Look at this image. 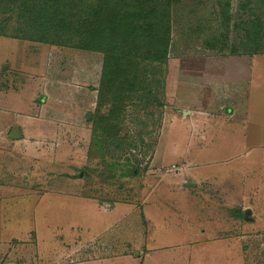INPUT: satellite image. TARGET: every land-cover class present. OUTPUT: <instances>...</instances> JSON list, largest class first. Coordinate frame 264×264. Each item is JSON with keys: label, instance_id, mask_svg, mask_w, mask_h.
Wrapping results in <instances>:
<instances>
[{"label": "rangeland", "instance_id": "rangeland-1", "mask_svg": "<svg viewBox=\"0 0 264 264\" xmlns=\"http://www.w3.org/2000/svg\"><path fill=\"white\" fill-rule=\"evenodd\" d=\"M192 23L175 22L146 171L119 175L132 150L106 181L88 155L103 55L0 36V264L264 261V53H204Z\"/></svg>", "mask_w": 264, "mask_h": 264}, {"label": "trees", "instance_id": "trees-1", "mask_svg": "<svg viewBox=\"0 0 264 264\" xmlns=\"http://www.w3.org/2000/svg\"><path fill=\"white\" fill-rule=\"evenodd\" d=\"M211 1L205 10L210 0H0V36L103 55L88 155L110 159L106 181L146 171L142 159L155 146L147 127L164 117L176 21L197 20L189 31L198 35L207 26L204 53H264V0ZM128 151L132 159L117 176L116 160Z\"/></svg>", "mask_w": 264, "mask_h": 264}, {"label": "water", "instance_id": "water-1", "mask_svg": "<svg viewBox=\"0 0 264 264\" xmlns=\"http://www.w3.org/2000/svg\"><path fill=\"white\" fill-rule=\"evenodd\" d=\"M19 135H20V134H19V129H18V128H15V129H14V132H13V134H12V137H13V138H16V137L19 136ZM184 185H185V186H195L196 183H195V182H186ZM250 212H251V209H247V210H246V218H249V214H250Z\"/></svg>", "mask_w": 264, "mask_h": 264}, {"label": "crops", "instance_id": "crops-1", "mask_svg": "<svg viewBox=\"0 0 264 264\" xmlns=\"http://www.w3.org/2000/svg\"><path fill=\"white\" fill-rule=\"evenodd\" d=\"M183 108H184V107H183ZM179 109H181V108H179ZM193 109H194V108H193ZM195 110H196V109H195ZM190 181H192V180L185 179L184 184H185L186 182H190ZM2 185H3V183H2ZM191 187H195V186H191ZM7 189H8V185H5L4 187H1V190H3L4 192H6ZM11 189H14V188L12 187Z\"/></svg>", "mask_w": 264, "mask_h": 264}]
</instances>
